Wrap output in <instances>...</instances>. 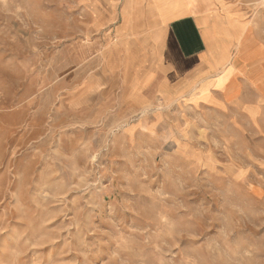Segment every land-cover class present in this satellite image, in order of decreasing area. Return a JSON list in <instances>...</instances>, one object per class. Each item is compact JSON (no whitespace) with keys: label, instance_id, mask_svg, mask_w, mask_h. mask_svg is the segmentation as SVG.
<instances>
[{"label":"rangeland","instance_id":"rangeland-1","mask_svg":"<svg viewBox=\"0 0 264 264\" xmlns=\"http://www.w3.org/2000/svg\"><path fill=\"white\" fill-rule=\"evenodd\" d=\"M125 1L0 0V264H264V57L167 94Z\"/></svg>","mask_w":264,"mask_h":264},{"label":"crops","instance_id":"crops-1","mask_svg":"<svg viewBox=\"0 0 264 264\" xmlns=\"http://www.w3.org/2000/svg\"><path fill=\"white\" fill-rule=\"evenodd\" d=\"M139 6L142 17L130 13ZM139 22L155 28L153 51L167 94L230 106L237 103L241 69L246 81L258 80V71L245 63L264 57V0H126L124 26ZM215 86L222 95L215 94Z\"/></svg>","mask_w":264,"mask_h":264}]
</instances>
